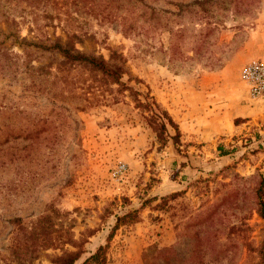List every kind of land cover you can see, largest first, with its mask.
Returning <instances> with one entry per match:
<instances>
[{"label":"rangeland","instance_id":"obj_1","mask_svg":"<svg viewBox=\"0 0 264 264\" xmlns=\"http://www.w3.org/2000/svg\"><path fill=\"white\" fill-rule=\"evenodd\" d=\"M193 1L143 0L168 13L162 12V25L139 21L128 33L121 24L124 16L133 15L127 13V0H48L34 6L25 0L6 3L11 6L10 19L17 22L14 30L27 43L57 36L65 41L76 33L73 40L81 51L105 59L113 50L122 53L130 74L140 80L130 84L153 96L172 116L179 132L168 126L175 138L163 144L140 119V108L128 90L116 94V101L108 90L100 92L99 100L83 110L77 106L78 99H55L47 89L66 94L70 89L89 96L96 84L81 69L70 70L76 84H64L53 76L61 74L57 73L61 55L7 42L19 60L26 49L35 51L39 61L33 64L47 65L50 73L36 84L21 74L17 81L0 74V102L28 115L46 117L52 125L41 135L42 142L34 150L37 154L29 156L27 150L28 156L22 159L25 151L21 148L27 141L20 139L11 140L1 153L0 162L10 158V152L21 155L0 166L1 264H17L7 259L15 229L10 220L20 217L22 224L30 225L53 208L63 214L58 219L71 225L73 238L83 244L84 252L75 264L106 243L107 264H141L151 245H175L186 254L188 238H178V233L189 212L217 203L231 188L235 173L243 178L264 175V95L254 97L242 75L248 64L264 60V0H215L212 15L216 16L209 20L219 21L217 30L201 34V38L206 34L205 47L197 46L199 53L192 50L191 34L204 28L206 19L193 18L187 11L179 13L177 5ZM165 20L173 31H182L170 32ZM8 22L0 19V27L5 30ZM200 179H207V188L196 186ZM176 191L183 193L168 201L173 209L155 207L161 196ZM237 200L225 205L227 211L247 217L249 239L258 243L264 234V218L251 202L242 206ZM130 209H139V221L119 227L107 240L115 215ZM220 238L224 240L225 235ZM57 241L59 246L77 249ZM241 249L234 264H242L245 249ZM57 253L59 248L41 249L33 264H50Z\"/></svg>","mask_w":264,"mask_h":264},{"label":"trees","instance_id":"obj_2","mask_svg":"<svg viewBox=\"0 0 264 264\" xmlns=\"http://www.w3.org/2000/svg\"><path fill=\"white\" fill-rule=\"evenodd\" d=\"M8 1L10 0H0V19H4L6 22L10 20L5 30L0 27V74L3 77H8L11 81H17L20 78L18 74H21L29 78L33 84H36L46 80L50 73L46 71L47 65L33 64V61H39L34 55L35 51L24 49V56L19 60L7 46V42H9V45L35 46L37 50L59 54L62 56V60L58 64L62 65V67H59L57 73L60 72L61 74H54L53 76L60 79L64 84H76L75 79L70 76V70H86L87 72H85L95 82L96 87L90 92L89 96L84 95L86 93H76L70 89H67L70 94H66L61 90L55 91L52 88L47 89V92L52 97L71 101L78 99L80 102L77 106L83 110L99 100L98 94L100 92L108 90L112 94V99L116 101V94L128 90L135 101V106L140 108V119L152 128L156 137L163 144L169 138H175V135L169 133L168 126H171L176 134L179 132L178 126L168 111L162 108L148 92L141 93L130 84L131 80H136L137 83L140 80L130 74L122 53L113 50L109 57L105 59L103 55L81 51L75 47V41L73 40L77 38L76 33L68 35L65 41H62L57 36L54 39L46 37L42 42L27 43L25 38H20L19 32L14 30L17 22L14 19H10L11 6L6 5ZM25 1L27 4L34 6L37 5L35 3L48 0ZM127 1V3L130 2L128 4L130 8L127 13L129 14L130 12L133 15L123 17L121 24L124 33H128L139 21L153 23L156 26L162 25L159 24L163 18L162 12L168 13L166 10H156L144 3L143 0ZM217 3L215 0H195L190 3L177 4L180 9L179 13L187 11L193 18L206 19V26L199 32L191 34L193 38L191 42L193 44L192 50H195L196 53L200 52L196 49L197 46L198 48L205 47L203 43L205 42L206 34L203 38H201V34L212 33V31L217 30L216 24L219 21L209 20V18L212 19L216 16L212 14L214 11L213 7ZM33 12L35 13V9ZM203 13L206 15H203ZM34 23H36V19H34ZM163 24L167 30L175 34H179L182 31V29L173 31L167 20ZM80 76L76 79L79 80ZM124 76H127L126 80H124ZM111 84H116L118 87L112 89L110 87ZM140 96L144 98V101ZM51 125L52 121L46 117L32 116L31 113L28 115L24 110L12 109L0 102V155L5 151L4 148L9 147L10 141L14 139L27 141V145H23L21 148V150L25 151L23 155L25 157H22V159L28 156L27 150H29V156L30 154H37L34 150L42 142L39 139L42 134H45L51 128ZM42 137L44 138L45 136ZM9 156L10 158H7V160H1V167L7 166L8 163L20 158L21 155H17L13 151L10 152ZM197 182L200 184L196 185L199 188L208 187L207 179H200ZM201 183H204V185ZM231 184V188L226 194L222 195L217 203L209 204L199 211L193 210L189 212L188 220L178 233V238H188L189 249L186 254H182L177 250L175 245L166 247L151 245L143 253L141 264H234L242 254L241 248L245 249V257L242 264H264V234H262L258 243H254L249 239L247 233L248 225L245 223L247 217L244 214L238 215L234 212H228L227 210L229 209L225 206L227 203L239 198L237 201L242 202V206L251 202L252 209L261 218H264V175L257 173L249 178H243L235 173L232 175ZM181 193L183 192L176 191L161 196V202L155 207L162 208L165 206L167 209H173L174 206L167 203ZM148 201L149 198L145 199L141 207ZM167 209L165 210L167 211ZM60 215L62 216L63 214L58 209L53 208L51 212L38 216L30 225L22 224L20 217H13L10 222L13 223L15 229L8 246L9 256L7 259L17 264H33V261L38 258L41 249L59 248L60 253L50 258V264H75L84 252L83 244L73 238L70 231L72 226L65 224L64 220L58 219L61 217ZM232 216L235 219H232ZM139 218V209H130L121 215H115V223L108 233L107 240L113 237L119 227L134 224L139 221ZM220 234L225 235L224 240H221ZM57 240H63V244H70L77 249L72 250L63 245L59 246ZM107 247L108 243L99 245L95 251L84 257L80 264H107Z\"/></svg>","mask_w":264,"mask_h":264},{"label":"built area","instance_id":"obj_3","mask_svg":"<svg viewBox=\"0 0 264 264\" xmlns=\"http://www.w3.org/2000/svg\"><path fill=\"white\" fill-rule=\"evenodd\" d=\"M242 75L254 97L264 95V60L248 64Z\"/></svg>","mask_w":264,"mask_h":264}]
</instances>
